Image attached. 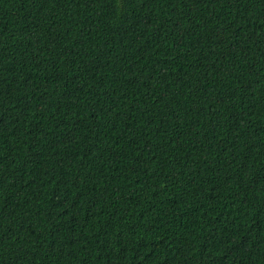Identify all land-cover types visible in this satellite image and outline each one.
Here are the masks:
<instances>
[{"label":"trees","instance_id":"1","mask_svg":"<svg viewBox=\"0 0 264 264\" xmlns=\"http://www.w3.org/2000/svg\"><path fill=\"white\" fill-rule=\"evenodd\" d=\"M0 264H264V0H0Z\"/></svg>","mask_w":264,"mask_h":264}]
</instances>
